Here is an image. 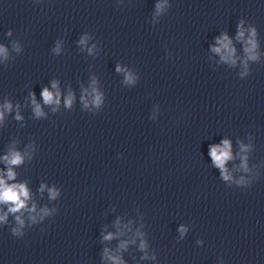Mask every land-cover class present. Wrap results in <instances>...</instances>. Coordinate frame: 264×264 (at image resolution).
<instances>
[{
    "label": "clouds",
    "instance_id": "clouds-1",
    "mask_svg": "<svg viewBox=\"0 0 264 264\" xmlns=\"http://www.w3.org/2000/svg\"><path fill=\"white\" fill-rule=\"evenodd\" d=\"M158 8L161 7V5H157ZM255 37V29L251 30V36L247 40V46L245 47V52L247 53V57L250 60H256L257 56L255 54V49L257 47L256 41L254 39ZM244 38V30L242 25L240 26V30L238 32L237 39H243ZM81 44L85 43V39H81ZM217 43L220 45L219 47H214L212 50L218 54L221 55V59L230 63H235L234 54H235V48L232 46V41L229 39V37L224 34L222 37L217 38ZM6 49L3 46H0V54H5ZM245 68H247V61H245ZM120 67H117V71H121ZM126 79L128 81H132V76L129 74ZM53 88H56L57 85L54 82L52 85ZM93 92H96L95 89H93ZM44 104H59L60 103V93L57 90L54 94L53 92L49 91L48 88H44L41 92ZM74 97L72 94H69L68 97L65 99V104L67 106H71L73 102ZM83 99V98H82ZM102 102V96L100 93L96 92L94 99L92 100V103L99 106ZM32 103L35 105V113L37 116L43 115V112L41 110L40 104H38L35 100L34 94L32 98ZM87 101H85V106H87ZM4 109L7 111L12 110L11 104H5ZM19 114H17L16 119H21ZM4 119V112L0 111V120ZM243 147V146H242ZM209 155L212 158L213 164L218 167L221 170L222 176L224 180H230L231 177L228 173L227 168L225 167L226 162L232 159V153H231V144L228 140L222 141L221 145H214L210 147ZM23 155L15 150L10 151L7 155L3 157V160L7 166L6 173L0 175V204H4L8 206L7 212H0V223L6 222L8 215L16 214V213H22L23 210H27L30 213L36 211V206L33 204L31 208H28V200L30 199V191L25 183H8V181H14L16 177V173L13 170L14 166H18L21 163H23ZM245 163L242 164V167L245 169L247 168L246 160L247 158H243ZM44 185H41V191H43ZM49 196L51 199H55L58 195L57 191L52 188L49 189ZM43 215L48 214V209L44 208L41 210ZM15 219L17 223L21 226L24 224V220L21 218L20 215H16ZM30 220L33 222H36V216H30ZM41 219H43V216H41ZM14 232H18L19 229H14ZM183 231V229H181ZM113 238V234L109 233L104 237L106 240H111ZM125 244H121V247H125ZM145 245L143 242L141 243V248H144ZM106 258L113 261V264H123V261L118 257L114 256L108 253V250H105Z\"/></svg>",
    "mask_w": 264,
    "mask_h": 264
}]
</instances>
